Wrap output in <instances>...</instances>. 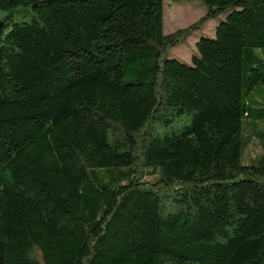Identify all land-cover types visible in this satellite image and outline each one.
Masks as SVG:
<instances>
[{"label":"trees","instance_id":"obj_1","mask_svg":"<svg viewBox=\"0 0 264 264\" xmlns=\"http://www.w3.org/2000/svg\"><path fill=\"white\" fill-rule=\"evenodd\" d=\"M166 1L205 15L165 34ZM0 19V264H264V153L243 161L264 0H0Z\"/></svg>","mask_w":264,"mask_h":264},{"label":"rangeland","instance_id":"obj_2","mask_svg":"<svg viewBox=\"0 0 264 264\" xmlns=\"http://www.w3.org/2000/svg\"><path fill=\"white\" fill-rule=\"evenodd\" d=\"M205 15L204 7L198 2H169L164 5V33L171 34L178 29H184ZM223 14L217 19L210 20L197 31H194L187 41L174 47L170 53V59H177L186 65H192V57L198 55L196 43L200 38H214L218 25L225 19ZM257 101L263 103V94L257 95ZM258 130L264 132V128H258L252 120L244 123V141L248 142L244 152V164L249 165L251 161L263 155V149L258 142Z\"/></svg>","mask_w":264,"mask_h":264},{"label":"water","instance_id":"obj_3","mask_svg":"<svg viewBox=\"0 0 264 264\" xmlns=\"http://www.w3.org/2000/svg\"><path fill=\"white\" fill-rule=\"evenodd\" d=\"M2 26H3V24H2V21L0 19V33H1V30H2Z\"/></svg>","mask_w":264,"mask_h":264}]
</instances>
